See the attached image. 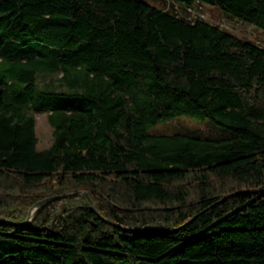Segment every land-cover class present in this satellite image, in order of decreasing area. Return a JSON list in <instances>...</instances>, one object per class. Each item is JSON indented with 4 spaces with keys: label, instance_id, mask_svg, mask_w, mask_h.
Masks as SVG:
<instances>
[{
    "label": "trees",
    "instance_id": "trees-1",
    "mask_svg": "<svg viewBox=\"0 0 264 264\" xmlns=\"http://www.w3.org/2000/svg\"><path fill=\"white\" fill-rule=\"evenodd\" d=\"M174 1L264 31V0ZM180 116L224 135L146 132ZM0 264H264V48L144 0H0Z\"/></svg>",
    "mask_w": 264,
    "mask_h": 264
},
{
    "label": "rangeland",
    "instance_id": "rangeland-1",
    "mask_svg": "<svg viewBox=\"0 0 264 264\" xmlns=\"http://www.w3.org/2000/svg\"><path fill=\"white\" fill-rule=\"evenodd\" d=\"M153 5L157 9L167 11L179 17H183L189 22L195 19H203L212 25H215L231 34L253 42L264 48V31L242 21L234 19L218 9L207 5L195 2L191 7H184L174 0H144ZM35 135L37 138V149H43L50 145L52 140V129L46 121L45 114H35ZM200 129L207 135L223 136L224 133L216 126H212L207 119H201L192 116H180L168 123H157L146 128L149 134H173L183 133L185 130ZM75 194V193H74ZM79 193H77L78 195ZM49 198V197H48ZM46 199V198H45ZM90 205L94 207L92 201L87 197ZM44 200V199H43ZM35 206V205H34ZM34 206L30 208L28 217L31 219L38 208L34 210ZM95 208V207H94ZM31 213V214H30Z\"/></svg>",
    "mask_w": 264,
    "mask_h": 264
},
{
    "label": "water",
    "instance_id": "water-1",
    "mask_svg": "<svg viewBox=\"0 0 264 264\" xmlns=\"http://www.w3.org/2000/svg\"><path fill=\"white\" fill-rule=\"evenodd\" d=\"M75 196L77 195V193L75 194H63V195H60V196H52V197H49V198H46L40 202H38L35 206H34V210H36L37 208L45 205L46 203L50 202V201H53L55 199H60V198H66V197H69V196ZM91 209L96 213V210L95 208L91 205ZM31 214V213H30ZM30 221V218L28 217L27 220H26V223H28Z\"/></svg>",
    "mask_w": 264,
    "mask_h": 264
}]
</instances>
